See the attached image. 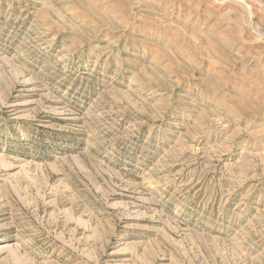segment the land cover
<instances>
[{
	"label": "rangeland",
	"instance_id": "rangeland-1",
	"mask_svg": "<svg viewBox=\"0 0 264 264\" xmlns=\"http://www.w3.org/2000/svg\"><path fill=\"white\" fill-rule=\"evenodd\" d=\"M0 264H264V0H0Z\"/></svg>",
	"mask_w": 264,
	"mask_h": 264
}]
</instances>
